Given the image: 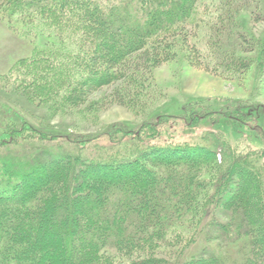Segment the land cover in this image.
Wrapping results in <instances>:
<instances>
[{
	"label": "trees",
	"instance_id": "16d2710c",
	"mask_svg": "<svg viewBox=\"0 0 264 264\" xmlns=\"http://www.w3.org/2000/svg\"><path fill=\"white\" fill-rule=\"evenodd\" d=\"M197 2L2 0L13 32L29 16L56 31L0 74V99L13 103L0 101V264H264V150L240 146L216 119L197 143L161 139L174 117L160 114L100 146L35 130L15 107L17 93L47 116L148 113L163 64L226 78L198 46ZM203 118L182 119L195 128Z\"/></svg>",
	"mask_w": 264,
	"mask_h": 264
},
{
	"label": "rangeland",
	"instance_id": "374dc122",
	"mask_svg": "<svg viewBox=\"0 0 264 264\" xmlns=\"http://www.w3.org/2000/svg\"><path fill=\"white\" fill-rule=\"evenodd\" d=\"M236 1L198 0L195 11L199 22L198 46L205 55H212L225 64L226 78L192 68L185 62L163 64L154 70L155 98L148 113L114 105L97 115L79 110L64 116H47V111L42 108L44 104L36 109L37 99L28 104L29 101L17 93L15 95L20 97V104L15 100V107L20 109L27 119L26 123L35 130L68 131L81 137L86 135L87 139L96 140L100 146L107 145L118 130L136 132L143 123L166 114L174 119H169L164 126L161 139L197 143L205 128L215 127L212 123L216 119L228 137L240 136V146L264 150V0ZM254 11H259L262 18L254 20ZM29 18L17 22L20 30L25 32L22 35L19 29L17 33L13 32L0 15V74L20 57L30 55L36 44L48 43V35L56 31L50 32L56 28L51 22L47 26L41 23L33 27L26 21ZM237 33H243L247 42L239 41ZM5 99L13 104L9 97ZM231 109L238 111L243 120L239 122L228 117L233 111ZM192 111L206 115L195 128L186 126L182 119ZM41 115L38 121L37 117Z\"/></svg>",
	"mask_w": 264,
	"mask_h": 264
}]
</instances>
